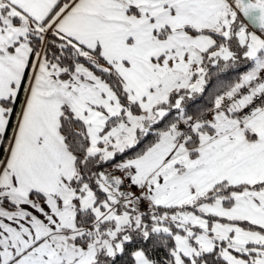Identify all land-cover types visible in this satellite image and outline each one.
<instances>
[{
	"label": "snow or ice",
	"instance_id": "6c2138e0",
	"mask_svg": "<svg viewBox=\"0 0 264 264\" xmlns=\"http://www.w3.org/2000/svg\"><path fill=\"white\" fill-rule=\"evenodd\" d=\"M0 264H264V0H0Z\"/></svg>",
	"mask_w": 264,
	"mask_h": 264
}]
</instances>
